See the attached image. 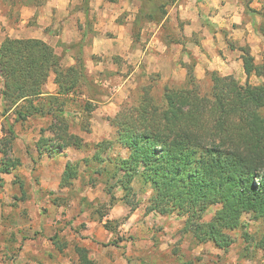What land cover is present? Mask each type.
<instances>
[{
    "label": "trees",
    "instance_id": "1",
    "mask_svg": "<svg viewBox=\"0 0 264 264\" xmlns=\"http://www.w3.org/2000/svg\"><path fill=\"white\" fill-rule=\"evenodd\" d=\"M162 8L152 6L149 19L160 21L167 13ZM248 10L258 12L249 6ZM140 11L141 16L143 5ZM261 17L264 26V14ZM239 49L247 76L262 74L250 47ZM187 70L186 82L180 87L166 85L161 98L154 96L151 84L141 86L135 102L109 118L114 136L97 142L92 156L68 160L59 187L78 179L84 163L91 173L106 176L103 183L111 195L110 207L116 200L113 190L122 188L123 201L134 211L139 203H132L129 190L137 177L143 193L150 191L146 213L183 217L181 232L191 235L196 244L212 242L227 252L234 242L231 232L246 225L244 215L261 220L263 230L254 243L264 254V82L242 83L232 74L212 70L206 72L211 88L204 91L194 66ZM51 74L56 93L46 95L44 86ZM0 76L3 114L11 121L0 141L2 155L9 154L17 138L16 125L35 117L50 118L35 144L39 156L57 158L66 155L69 147H88L71 130L66 113L70 97L77 98L76 90L91 81L82 56L63 66L55 48L44 40L6 37L0 45ZM85 104L91 114L94 106ZM115 147L126 155L110 154ZM5 157L0 172L13 173L17 165ZM213 206H218L213 218L205 221ZM75 251L77 264H96L86 247L77 245Z\"/></svg>",
    "mask_w": 264,
    "mask_h": 264
},
{
    "label": "rangeland",
    "instance_id": "2",
    "mask_svg": "<svg viewBox=\"0 0 264 264\" xmlns=\"http://www.w3.org/2000/svg\"><path fill=\"white\" fill-rule=\"evenodd\" d=\"M44 1L0 0V12L7 19L4 29L8 27L19 30L23 6L37 7ZM252 1L244 0V3L248 7ZM125 2L131 8L138 4L143 5L146 12H143L135 22L136 27L134 26L133 35L135 40L140 39V26H147L145 20H150L148 12L151 11L152 6L165 7L169 12L170 6L173 4L171 0H146L142 4L136 0H125ZM33 3L39 4L33 6ZM195 7L196 5L192 4V9L195 10ZM257 11L259 14H264V5L260 6ZM129 12L132 10H126L122 15L126 16ZM37 13L29 18L26 25H36ZM62 24L57 26L55 32L60 33L59 29L62 28ZM225 33L228 34L227 31ZM227 42L230 47L236 48L231 39ZM138 78L137 88L120 105V108L124 105H132L137 99L138 90L143 85L151 84L154 96L161 98L166 85L180 87L184 84H164L156 74L141 75ZM93 79L88 77V80L91 81L78 88L77 94H74L77 95V98L74 97L73 100L70 97L67 104V117L71 130L79 135L81 132L90 133L85 129L90 130L91 125L92 114L85 110L87 100L82 97L84 92L89 90L91 95L97 96L109 94V91L115 90V82H106L104 81L106 78L98 77L96 82L92 83ZM198 80L204 91L210 90L209 76L206 75L205 78ZM238 80L245 83L240 78ZM250 81L252 84L264 82L258 78H253ZM9 113L8 117L13 119V113ZM49 120L50 118L46 117H35L25 123H18L16 125L18 135L9 149V154L5 157L0 152V160L5 157L7 161L17 165L13 173L0 172V264H77L78 255L75 247L77 245L85 247L81 244L87 241L98 244L90 249L86 247L96 264H119V253L126 259L127 264H264V254L255 248L254 243L263 230V223L261 220H252L249 215L243 216L245 226L231 232L234 242L225 252L212 242L196 244L191 235L182 233L184 218L181 216L176 214L163 216L153 213L147 219L146 198L148 193H143L144 188L137 177L131 183L132 188L129 190L132 203H139L136 211H131L130 206L123 201L122 196L125 191L122 188L113 190L116 200L111 207V195L106 193V186L104 188L105 195L99 193L90 203L88 200L90 188L99 184L105 185L103 182L106 176L91 173L85 168L84 163L81 167L80 177L74 180L71 185L56 187L55 190L45 188L40 181L42 167L38 165L40 162L34 158L36 154L38 155L34 146L40 136L38 125L42 124L46 127ZM107 120L110 122L109 119ZM10 122L7 118H3L0 112V141ZM110 126L111 128H107L109 131L111 129L113 137L114 128L111 124ZM104 139L109 138H103L100 141ZM96 143L94 141L87 142L88 147L82 148L85 151L83 158L92 156L94 150L91 149ZM111 153L115 156L126 155L125 150L117 147ZM56 159L60 166L64 157L60 156ZM93 165L96 168L99 167L97 163ZM115 181L112 180L111 183H115ZM92 183L95 185L92 186ZM148 192L150 193V191ZM120 200H122L121 203L125 210L117 205ZM116 205L117 215H113L110 219L108 216ZM217 208L218 206L211 207L204 220L210 221ZM68 212L71 213V216L67 218L65 216ZM132 212H136L139 221H144L148 226L146 232H138L131 224L129 218ZM105 216L110 220L108 227L102 223ZM92 220H98L93 236L83 234L82 230L87 229V224Z\"/></svg>",
    "mask_w": 264,
    "mask_h": 264
},
{
    "label": "crops",
    "instance_id": "3",
    "mask_svg": "<svg viewBox=\"0 0 264 264\" xmlns=\"http://www.w3.org/2000/svg\"><path fill=\"white\" fill-rule=\"evenodd\" d=\"M172 3L169 12L160 21L145 20L147 26H140V39L135 40L134 26L142 5L131 8L125 0H45L37 7L23 6L19 30L4 29L7 19L0 12V45L6 37L42 39L55 48L63 66L75 64L76 58L82 56L89 78H94L92 83L98 77L106 78V82H115V90L109 91V94L94 96L88 90L82 95L94 106L90 133H80L85 142L112 138L107 119L118 113L120 105L137 88L141 75L157 74L164 84L182 85L187 80V66L193 65L198 79L205 78L208 70H216L245 82H251L253 78L264 81V26L261 14L248 10L244 0H175ZM192 4L196 5L195 10ZM263 5L264 0H253L248 4L256 10ZM126 10L132 12L122 15ZM36 13V25H26ZM61 23L60 33L55 32ZM229 39L236 48L229 46ZM243 45L250 47L256 64L263 70L262 74L248 77L245 73L242 52L238 48ZM54 78L55 75L51 74L44 86L46 95L56 93ZM0 112L4 118L1 94ZM41 127L43 125L39 124L38 131ZM34 148L38 153L36 146ZM84 156L82 149L69 147L59 166L58 159L36 154L34 158L42 167V185L55 190L59 187L65 163ZM104 188L103 184L90 188V203L99 193L105 195ZM121 201L117 205L125 210ZM117 205L112 208L108 216L110 219L117 215ZM153 213H148L146 218ZM70 216L68 212L65 217ZM107 220L105 216L102 223ZM129 220L138 232L148 230L145 222L139 221L136 212H132ZM97 221H90L82 233L93 236ZM81 245L89 249L98 246L93 241ZM118 263L127 264L121 253L118 254Z\"/></svg>",
    "mask_w": 264,
    "mask_h": 264
}]
</instances>
